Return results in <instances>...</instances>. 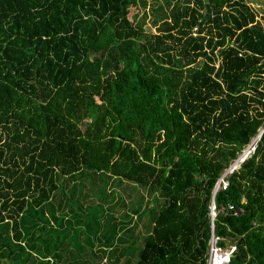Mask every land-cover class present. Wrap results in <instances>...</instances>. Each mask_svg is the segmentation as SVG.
<instances>
[{
  "label": "trees",
  "instance_id": "trees-1",
  "mask_svg": "<svg viewBox=\"0 0 264 264\" xmlns=\"http://www.w3.org/2000/svg\"><path fill=\"white\" fill-rule=\"evenodd\" d=\"M181 1L0 0V264H264V29Z\"/></svg>",
  "mask_w": 264,
  "mask_h": 264
},
{
  "label": "rangeland",
  "instance_id": "rangeland-1",
  "mask_svg": "<svg viewBox=\"0 0 264 264\" xmlns=\"http://www.w3.org/2000/svg\"><path fill=\"white\" fill-rule=\"evenodd\" d=\"M245 1H246L247 6L253 12H255L256 20L259 22V24L264 29V0H245ZM175 2H176V0H169V6L166 7V5L163 3L162 0H156V2L154 0H146L145 7H140V6L134 7V6H130L129 7V10H128L127 17L130 19L132 17V15L135 14V15L138 16V18H140V16L142 14H144V16H145L144 22H143L144 23V25H143L144 31H146L147 33L148 32L149 33H154L156 26H154V25L151 24V21L153 19L155 20V17L152 15L153 9H155L156 6L159 5V6L162 7L163 13L168 14L169 9L172 7V5H174ZM182 4H185V1H183ZM157 22L160 23L161 20L160 19H157ZM225 173L228 174L230 172L227 173V171H225ZM117 193H118V190L115 189V192L113 194L117 195ZM130 195H132V193ZM137 196L138 195H136L135 197H137ZM148 199L149 198L147 197V200L146 201H145V199L143 200L142 207H144L146 205V202L148 201ZM132 203H135V200L134 199H133ZM73 251H75V250L73 249ZM134 260H136V257L131 259V263L130 264H133ZM29 262H30V260H29Z\"/></svg>",
  "mask_w": 264,
  "mask_h": 264
},
{
  "label": "built area",
  "instance_id": "built-area-1",
  "mask_svg": "<svg viewBox=\"0 0 264 264\" xmlns=\"http://www.w3.org/2000/svg\"><path fill=\"white\" fill-rule=\"evenodd\" d=\"M253 150V140L252 142L236 157V159L229 165L227 168V172H231L232 170L236 169L239 163H241ZM227 174L224 172L221 177L215 183L213 187L212 194H214L217 190H224L227 186L226 180L224 177ZM215 215L214 207L211 204L209 207V216L212 220ZM218 238L215 237L212 232L210 233L209 237V246L207 249V256H206V264H226L229 256L233 251V247L229 248H221L216 245Z\"/></svg>",
  "mask_w": 264,
  "mask_h": 264
},
{
  "label": "crops",
  "instance_id": "crops-1",
  "mask_svg": "<svg viewBox=\"0 0 264 264\" xmlns=\"http://www.w3.org/2000/svg\"><path fill=\"white\" fill-rule=\"evenodd\" d=\"M105 226H107V224H105ZM106 228H107V227H101V226H100V228H99L100 236H101L102 233H105V232H106Z\"/></svg>",
  "mask_w": 264,
  "mask_h": 264
},
{
  "label": "water",
  "instance_id": "water-1",
  "mask_svg": "<svg viewBox=\"0 0 264 264\" xmlns=\"http://www.w3.org/2000/svg\"><path fill=\"white\" fill-rule=\"evenodd\" d=\"M234 47H235L236 49H239V46H238V45H234ZM262 130H263V128H262ZM262 130H261V131H262Z\"/></svg>",
  "mask_w": 264,
  "mask_h": 264
},
{
  "label": "bare ground",
  "instance_id": "bare-ground-1",
  "mask_svg": "<svg viewBox=\"0 0 264 264\" xmlns=\"http://www.w3.org/2000/svg\"><path fill=\"white\" fill-rule=\"evenodd\" d=\"M228 173V172H227ZM230 258V257H229Z\"/></svg>",
  "mask_w": 264,
  "mask_h": 264
}]
</instances>
